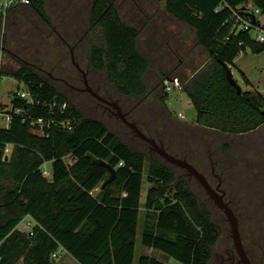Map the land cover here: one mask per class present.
Returning <instances> with one entry per match:
<instances>
[{
    "label": "trees",
    "instance_id": "obj_1",
    "mask_svg": "<svg viewBox=\"0 0 264 264\" xmlns=\"http://www.w3.org/2000/svg\"><path fill=\"white\" fill-rule=\"evenodd\" d=\"M22 4L43 22L49 20L45 0ZM253 7L264 16V0H165L167 12L195 31L197 44L210 59L180 83L195 108V124L227 134L252 132L264 124L263 97L256 95L262 107L246 100L250 92L237 93L225 68L247 48L264 51V42L232 27L231 8ZM89 20L95 36L89 46L92 66L105 72L120 94L131 99L146 96L143 76L149 61L138 50V29L122 19L113 0H93ZM20 59L11 74L24 82L32 101L14 98L6 111L8 125H0V264H54L52 254L60 249L78 264H134L142 206L140 244L160 251L161 259L142 253L136 264H169V259L209 264L220 230L186 182L174 183L173 170L153 158L146 177L152 185L142 204L144 154L102 121L85 116L55 83ZM39 118L44 134L32 130L39 125L31 122ZM66 121L70 127L61 126ZM88 152L116 169V177L103 188L109 171ZM43 162L50 163V177L42 174ZM158 201L162 207L155 210ZM26 215L37 223L31 234L17 228Z\"/></svg>",
    "mask_w": 264,
    "mask_h": 264
},
{
    "label": "rangeland",
    "instance_id": "obj_2",
    "mask_svg": "<svg viewBox=\"0 0 264 264\" xmlns=\"http://www.w3.org/2000/svg\"><path fill=\"white\" fill-rule=\"evenodd\" d=\"M113 1L122 19L139 31L138 50L149 61V67L143 76L148 87L147 95L126 100L108 83L105 72L94 73L88 66L89 46L95 37L94 32L90 31L88 20L93 0H45L46 16L49 19L47 22H43L21 0H1L0 125L6 123V111L11 108L10 92L26 91L24 82L11 74L19 68L20 58L25 59L55 83L58 90L85 116L102 121L132 149L144 154L142 204L148 188L152 185L146 177L153 158L166 163L173 170L174 183L177 180L186 182L201 204L202 201L206 204L211 220L220 230L212 247L209 264H224V248L232 245L230 224L225 213L209 198L193 175H189L181 166L168 162L152 149L149 143L136 135L113 113L112 106L98 102L87 93L66 90L62 83L55 80V72L51 67L57 66V63L62 65L67 77L72 73L78 82L82 80L80 72L73 65V58L86 71L89 84L100 94L120 104L122 109L134 108L130 117L138 122L139 127L141 125L143 132L156 141H164L167 151L179 153V156L187 153L201 170H205L209 164L208 159L202 161L204 155L197 161L202 148L212 147L213 156L222 154L220 163L229 170L222 174V187L226 189L227 198H231V206L237 214L243 246L254 264H264V124L243 136L222 133L195 124V108L180 86V83H186L210 62L207 50L196 42L195 31L167 12L165 0ZM14 4L16 5L10 10L6 9ZM60 36H64L73 47L72 53L70 46ZM228 67L241 91L260 94L264 99V51L253 52L247 48ZM171 120H175L176 124H172ZM168 139L170 142L166 143L165 140ZM222 145L231 146L232 152L226 155L222 153ZM244 146L247 150H244ZM254 159L258 166L261 163V168L255 174H250L253 180L252 185H249V179L244 175L258 168L253 166ZM66 162L70 163V158H66ZM215 168L219 173L222 172V165L218 167L216 164ZM96 191L97 189L93 193ZM144 212L143 206L140 207L134 264L142 253L161 259L160 251L140 244ZM23 225L21 221L20 227ZM248 232L251 241L248 240ZM58 254L54 258V264H78L64 250L60 249ZM168 263L174 264V260L169 259ZM226 263L228 264L227 260Z\"/></svg>",
    "mask_w": 264,
    "mask_h": 264
},
{
    "label": "flooded vegetation",
    "instance_id": "obj_3",
    "mask_svg": "<svg viewBox=\"0 0 264 264\" xmlns=\"http://www.w3.org/2000/svg\"><path fill=\"white\" fill-rule=\"evenodd\" d=\"M88 20H89V16H88ZM90 22V20H89ZM90 28V26H89ZM61 37V40L68 46L69 43L67 41V39L64 37V36H60ZM93 37V36H92ZM91 37V38H92ZM72 50H73V47L70 46V51L72 53ZM72 59V62H73V65L75 66V68L80 72V75H81V78L82 80L80 82H78L75 78V76L71 75L72 73H70L69 77L66 76V72L63 71L62 69V65L57 63V66H52L51 69L55 72V80L57 82H60L63 84L64 88L66 90H70V91H75V92H79V93H87L89 94L90 96H92L95 100H97L98 102L102 103V104H105V105H110L108 104L106 101L100 99L97 97L98 96H101L102 98L108 100V101H112L111 98H108L106 97L105 95L103 94H100L95 88H93L87 78H86V71L84 69H82L75 61L73 58ZM88 63H89V67L94 71V73H99L100 71L99 70H96L90 60H89V52H88ZM68 75V74H67ZM107 77V76H106ZM108 81V79H107ZM173 80H171L172 82ZM108 83H110L108 81ZM111 84V83H110ZM118 92V91H117ZM119 93V92H118ZM120 94V93H119ZM123 98H125L126 100H131V98L127 97V96H124L122 94H120ZM120 107L121 105L118 104ZM111 106V105H110ZM122 109V108H121ZM122 111L126 114V117L128 120H130L131 122L135 123L138 127V122L135 121L134 119H132L130 116L132 115V113L134 112V108H130V109H122ZM116 113V110L114 109L113 113ZM171 123L172 124H176V121L175 120H171ZM171 125V124H170ZM141 127V125H140ZM139 127V128H140ZM142 130V128H140ZM132 130V129H131ZM188 130V128H187ZM143 131V130H142ZM171 132H173V130H170ZM253 132V131H252ZM135 133V132H134ZM146 133V132H144ZM182 133V132H181ZM250 133V132H248ZM136 134V133H135ZM147 134V133H146ZM244 134L246 133H243V134H232V135H237V136H243ZM148 136H150L149 134H147ZM151 137V136H150ZM153 138V137H152ZM209 139V138H208ZM166 143L170 142V139L168 140H165ZM161 147H163L165 150H166V144L164 143V141L162 140H157L156 141ZM150 145V144H149ZM151 146V145H150ZM207 146V145H206ZM152 149H154L152 146H151ZM244 150H247L246 147L244 146L243 147ZM155 150V149H154ZM221 152L222 153H225L226 154H229L230 152H232V148L231 146H228V145H222L221 148H220ZM156 151V150H155ZM167 151V150H166ZM157 152V151H156ZM169 152V151H167ZM158 153V152H157ZM171 154H173L174 156L178 157V158H181V159H186L189 163H191L194 167H196L206 178V180L208 181V183L210 184L211 188L214 190V194L215 196L217 197H221V199L224 201V202H227L228 206L231 208V210L233 211V213L235 214L237 220H238V217H237V214L235 213L234 209L232 208L231 206V198H227V195H226V189L222 187V184H223V173H228L229 170L228 168H226V166H224L222 163H220V155H216V156H213V148L212 147H204L202 148V151H201V154L197 156V161H200V159L202 158V155H204L205 157L202 159L203 162H205V160H209V164L207 165L206 169L205 170H201L197 165L196 163H194L192 160H191V156L188 155L187 153H184L182 156H179L178 154L179 153H173V152H169ZM259 156H261V153H259ZM252 162H256L255 159L254 161ZM258 163V162H257ZM255 163L253 164L254 167H258L256 169H254L253 171H251L250 173H246L244 176L245 178L249 179V185L251 184L252 185V180L251 177H250V174H255L258 170H260L261 168V163H260V166H258V164ZM219 167V165H222V172H218L215 168V166ZM263 165V164H262ZM183 168V167H182ZM186 170V172L191 175L188 170L186 168H184ZM196 179V178H195ZM197 180V179H196ZM198 181V180H197ZM243 181V180H242ZM199 182V181H198ZM202 186V185H201ZM203 187V186H202ZM204 188V187H203ZM205 192L209 195V193L207 192V190L204 188ZM238 193V192H237ZM209 198L213 200V202L215 203L214 199L209 195ZM202 204L204 206H206V204H204V202L202 201ZM216 204V203H215ZM209 210V209H208ZM220 210H222L220 208ZM223 212V210H222ZM238 230H239V235H240V239H241V242H242V246H243V237L241 236V232H240V229H239V220H238ZM230 232H231V227H230ZM247 236L249 237V232L247 234ZM219 237V236H218ZM230 237L232 239V245L230 246H225L224 248V252H223V256L225 257V259L228 261V264H242V262H240V257H239V254L237 253V250L235 249V246H234V242H233V237H232V232L230 233ZM248 240L251 241V237L248 238ZM244 248V246H243ZM247 249L244 248V251L245 253L247 254V256L249 257V254L248 252L246 251ZM223 257V258H224ZM212 258V257H211ZM250 259V257H249ZM226 260L222 263L224 264H227L226 263ZM251 261V259H250ZM252 264H254L252 261H251Z\"/></svg>",
    "mask_w": 264,
    "mask_h": 264
},
{
    "label": "water",
    "instance_id": "obj_4",
    "mask_svg": "<svg viewBox=\"0 0 264 264\" xmlns=\"http://www.w3.org/2000/svg\"><path fill=\"white\" fill-rule=\"evenodd\" d=\"M226 68V77L229 80V82L235 86L237 93H241V88L236 84V81L232 77L231 71L228 67L227 64H225ZM98 98L106 101L108 104H110L115 110L116 114L120 117V119L132 129L133 132L136 133L141 139L149 143L162 157H164L168 162L176 164L178 166H181L183 168H186L188 172L193 175L199 183L207 190L209 195L214 199L216 205L223 210L225 213L227 220L229 221L230 227H231V232H232V237H233V242L235 249L237 250V253L239 254L240 257V262L242 264H252L249 257L244 251V248L242 246V242L240 239L239 235V230H238V220L231 210V208L228 206L227 202H224L221 197H217L214 194V190L211 188L210 184L206 180L205 176L196 168L194 167L191 163H189L186 159H181L173 154L167 152L163 147H161L154 138L148 136L146 133H144L135 123L131 122L130 120L127 119L126 114L122 111L121 107L115 102V101H108L101 96H98ZM244 98L246 100L252 101L254 104L258 105L259 107H262V102L256 97L255 94H249L245 95ZM22 100V99H20ZM91 157V159L95 163L102 164L107 167L109 171V175L106 179H104L100 185V188H103L105 185H107L109 182H111L115 177H116V169L110 165L108 162L105 160L95 157L94 155L90 154L89 152L87 153ZM5 159L7 158V155L4 157ZM162 207V204L160 201H158L155 205L154 208L155 210H159Z\"/></svg>",
    "mask_w": 264,
    "mask_h": 264
},
{
    "label": "built area",
    "instance_id": "obj_5",
    "mask_svg": "<svg viewBox=\"0 0 264 264\" xmlns=\"http://www.w3.org/2000/svg\"><path fill=\"white\" fill-rule=\"evenodd\" d=\"M22 2L27 3L28 0H22ZM231 10L233 15V24H232L233 30L235 31L247 30L254 41L260 43L264 42V16L261 14L259 8L257 7H253L252 9L231 8ZM9 96H10V102L16 97L19 100L25 99L30 102L32 101L30 94L27 91H23V90L16 91L15 93L10 92ZM16 112H19L18 108L15 109V113ZM9 121H10V116L9 114L6 113V123L3 126H7ZM42 122L43 121L40 118L31 122L32 126H35L36 124L39 125L38 129L32 128L33 132L38 134H44V131L41 129ZM61 126L70 127V123L69 121L62 122ZM4 153L5 155L9 153V146L6 147ZM66 158H68V156L64 158L65 162H66ZM70 163L66 162L67 165H69ZM119 164L121 165L122 161H120ZM41 170H42V174L45 177H50L51 169L48 166V162H43V164L41 165ZM21 221L24 223L23 227H20V223H19L17 225V228L19 230L26 231L29 234H31L32 227L35 224H37L36 221L30 215H26ZM58 255H59L58 251L52 254L53 257H57Z\"/></svg>",
    "mask_w": 264,
    "mask_h": 264
},
{
    "label": "crops",
    "instance_id": "obj_6",
    "mask_svg": "<svg viewBox=\"0 0 264 264\" xmlns=\"http://www.w3.org/2000/svg\"><path fill=\"white\" fill-rule=\"evenodd\" d=\"M48 166L50 167V163L48 162ZM58 253H59V251H58ZM69 256V255H68ZM70 257V256H69ZM74 260V259H73ZM174 264H176V263H174Z\"/></svg>",
    "mask_w": 264,
    "mask_h": 264
}]
</instances>
